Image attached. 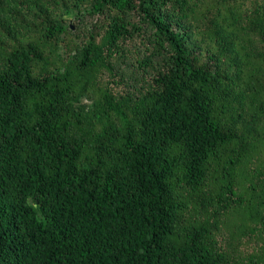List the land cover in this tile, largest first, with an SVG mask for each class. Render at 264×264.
<instances>
[{
    "label": "trees",
    "instance_id": "1",
    "mask_svg": "<svg viewBox=\"0 0 264 264\" xmlns=\"http://www.w3.org/2000/svg\"><path fill=\"white\" fill-rule=\"evenodd\" d=\"M0 264H264V0H0Z\"/></svg>",
    "mask_w": 264,
    "mask_h": 264
}]
</instances>
